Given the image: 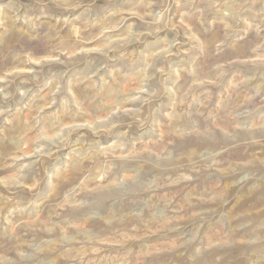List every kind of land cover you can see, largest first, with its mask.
Segmentation results:
<instances>
[{
    "label": "rangeland",
    "instance_id": "rangeland-1",
    "mask_svg": "<svg viewBox=\"0 0 264 264\" xmlns=\"http://www.w3.org/2000/svg\"><path fill=\"white\" fill-rule=\"evenodd\" d=\"M0 264H264V0H0Z\"/></svg>",
    "mask_w": 264,
    "mask_h": 264
}]
</instances>
